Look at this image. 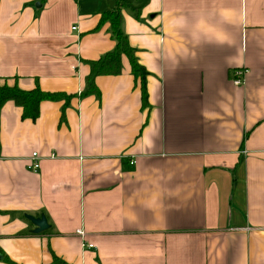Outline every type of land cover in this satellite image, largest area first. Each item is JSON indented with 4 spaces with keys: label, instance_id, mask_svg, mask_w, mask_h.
<instances>
[{
    "label": "crops",
    "instance_id": "crops-1",
    "mask_svg": "<svg viewBox=\"0 0 264 264\" xmlns=\"http://www.w3.org/2000/svg\"><path fill=\"white\" fill-rule=\"evenodd\" d=\"M4 83L63 97L0 110V264H264V0H0Z\"/></svg>",
    "mask_w": 264,
    "mask_h": 264
},
{
    "label": "trees",
    "instance_id": "trees-1",
    "mask_svg": "<svg viewBox=\"0 0 264 264\" xmlns=\"http://www.w3.org/2000/svg\"><path fill=\"white\" fill-rule=\"evenodd\" d=\"M125 7L123 2H117L114 9L106 11L100 18V25L110 23L111 33L116 40V47L113 51L107 53L99 60L91 61V74L89 78L90 87L87 93L100 94L95 84V78L98 75L119 74L122 71L123 56L128 57L131 62L132 73L135 78L140 80L141 88L144 96V103L147 102V90L145 85L146 70L139 64L135 56L134 49L131 47L128 37L122 30V9ZM62 94L51 93L37 87L33 90H22L17 85L10 86L7 83L0 84V110L7 101H14L23 108V116L25 118L36 119L39 115L40 103L46 99H59ZM4 259L16 264L7 256Z\"/></svg>",
    "mask_w": 264,
    "mask_h": 264
},
{
    "label": "built area",
    "instance_id": "built-area-1",
    "mask_svg": "<svg viewBox=\"0 0 264 264\" xmlns=\"http://www.w3.org/2000/svg\"><path fill=\"white\" fill-rule=\"evenodd\" d=\"M249 72L248 69H238L233 72V79L234 83L236 85H242L245 82V76ZM40 167V162H39V156L37 152L33 153L32 156V162L29 165V168H31L34 171H37ZM79 234L84 235V232L82 230L78 231ZM89 247H93V244H89Z\"/></svg>",
    "mask_w": 264,
    "mask_h": 264
},
{
    "label": "water",
    "instance_id": "water-1",
    "mask_svg": "<svg viewBox=\"0 0 264 264\" xmlns=\"http://www.w3.org/2000/svg\"><path fill=\"white\" fill-rule=\"evenodd\" d=\"M32 222L33 224L36 226V229L34 230L35 233H40L42 231H44L45 229H47L49 226L47 224V219L44 215H42L39 218H35L33 216H27ZM1 257V254H0Z\"/></svg>",
    "mask_w": 264,
    "mask_h": 264
},
{
    "label": "rangeland",
    "instance_id": "rangeland-1",
    "mask_svg": "<svg viewBox=\"0 0 264 264\" xmlns=\"http://www.w3.org/2000/svg\"><path fill=\"white\" fill-rule=\"evenodd\" d=\"M84 1V0H83Z\"/></svg>",
    "mask_w": 264,
    "mask_h": 264
}]
</instances>
